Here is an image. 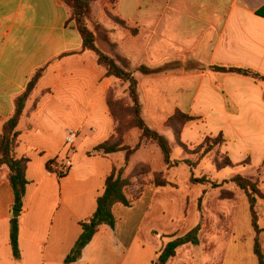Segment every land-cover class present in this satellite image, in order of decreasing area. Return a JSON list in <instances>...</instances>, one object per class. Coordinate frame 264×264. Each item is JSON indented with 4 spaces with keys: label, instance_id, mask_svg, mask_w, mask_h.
I'll return each mask as SVG.
<instances>
[{
    "label": "crops",
    "instance_id": "0c3cea01",
    "mask_svg": "<svg viewBox=\"0 0 264 264\" xmlns=\"http://www.w3.org/2000/svg\"><path fill=\"white\" fill-rule=\"evenodd\" d=\"M263 6L264 0H118L112 13L116 22L99 16L104 42L99 40L97 48L124 68L122 61L128 63L132 55L119 56L114 46L138 44L144 62L127 71L138 82L147 125L162 133L175 112L198 116L199 121L182 130L181 141L197 144L222 134L226 157L239 166L258 146L252 142H264V81L209 68H243L264 77V18L256 14ZM117 30L123 37L114 42ZM141 65H166L168 71L144 76L137 72ZM37 71L41 76L18 122L14 149L16 158L29 159L28 184L16 219L20 258L14 259L10 247L14 196L3 166L0 264H64L81 234L80 223L95 212L108 175L122 171V178H128L139 165L149 166L151 173L168 172L160 160L153 167L147 154L138 158L143 146L127 163L124 152H93L115 138L107 95L119 82L105 75L95 54L82 51L69 8L61 0H0V132L14 113L15 98ZM68 130L77 133L72 151L64 142ZM135 131L138 142L140 132ZM238 143L245 146L240 161L232 157ZM125 145L133 148L126 140ZM65 157L72 166L60 175ZM192 193L198 203L207 196L205 188ZM165 195V188L146 182L130 207L114 204V229L98 226L73 264H152L174 239V233L156 231L151 224L152 208ZM158 208L163 214L162 206ZM163 239L168 242L162 244ZM178 254L168 263L179 264Z\"/></svg>",
    "mask_w": 264,
    "mask_h": 264
},
{
    "label": "rangeland",
    "instance_id": "374dc122",
    "mask_svg": "<svg viewBox=\"0 0 264 264\" xmlns=\"http://www.w3.org/2000/svg\"><path fill=\"white\" fill-rule=\"evenodd\" d=\"M92 3L93 8L90 5V13L85 19V25L95 35L97 47H99V40L104 42V36L99 33L102 28L99 16L103 14L105 17L116 22L117 19L112 15L116 4H113L110 0H99ZM106 3H108V7L104 8L103 5ZM73 23L75 25L74 21ZM114 33L116 35L113 38L114 42L122 39L123 36L120 31L117 30ZM114 49L119 56L126 57L127 54L132 55L128 63L122 61V66L126 70L134 69L136 65L144 62L139 52L138 44L125 43L123 48L114 46ZM110 94L113 101L117 104V106H113L116 116L122 121V129H126L123 138L124 143L126 140L129 144H133L132 147H134L137 143L136 133L134 132L137 129H127L130 121L128 114L130 100L127 95V97L124 96L126 94L125 88L119 83V88L115 92L111 91ZM166 122L164 123V131L161 134L170 142L172 160H196L197 155H194L193 152L205 138L197 144L183 143L180 137H174L172 131L166 126ZM191 124L193 123L187 126ZM150 128L152 127L150 126ZM188 137L193 138L194 136L190 135ZM252 143L254 145L258 143V146L255 145L256 147H254L251 154L245 160L243 159L244 161L239 166H232L227 169L219 167L226 157L223 145L217 147L193 169H189L182 164L177 168L167 169L168 172L165 175H161L160 178L170 183L171 187H165L166 195L161 199L157 198L158 200L152 208L151 214L155 219L151 221V224L154 229L167 234L174 233L173 238H177L196 227L200 219V223L198 224L200 227L199 243L196 246L186 245L177 249L179 264H257L254 256V243L256 241L260 246V251L264 258V199L258 198L256 200L254 214H251L244 193L233 183H230L231 178L239 174L243 175V177L256 181L260 192L264 195V142L261 140L260 142L256 141ZM180 144H183L187 148L189 154L184 152ZM142 146L145 150L138 153V158H143L147 154L153 167L158 163V160L163 162L161 153L154 144L144 142ZM244 147L243 143H238L232 153L234 160L240 161L239 159L243 156L242 151ZM66 148L68 149L67 146ZM249 157L251 161L250 165H248ZM148 169L151 170L149 166L137 168L136 174H146ZM191 172L195 178L204 177L213 184L227 181V184L219 188H212L210 184L194 185L190 182ZM156 178L158 179L159 176H156ZM195 188H205L207 193V196L204 195L200 198L199 203L193 197L192 192ZM189 192L192 195L188 194ZM159 205L162 206L164 211L161 215L158 208ZM253 218L255 225L253 224ZM182 220L184 221L182 222ZM254 226L257 227V231H255ZM163 238L167 237L164 236ZM162 242V244H166L168 240L163 239ZM209 253L213 257H210Z\"/></svg>",
    "mask_w": 264,
    "mask_h": 264
},
{
    "label": "trees",
    "instance_id": "16d2710c",
    "mask_svg": "<svg viewBox=\"0 0 264 264\" xmlns=\"http://www.w3.org/2000/svg\"><path fill=\"white\" fill-rule=\"evenodd\" d=\"M70 10V20L75 22L79 34L82 38V51H87L95 54L97 58V64L104 68L105 75L112 77L122 84L125 88L126 95L130 100V108H128V114L130 116L128 128L137 129L140 132L138 142L131 148L124 143V132L122 129V121L116 116L114 107L117 106L116 102L111 98V91L107 95V104L111 117L116 123L115 126V138L96 146L93 150L94 153L100 154H112L117 152L125 153V163L135 153L143 143H152L160 151L162 161L167 169H174L184 164L189 169L195 168L207 155L212 153L217 147H221L227 143L226 138L219 134L215 138L206 137L204 141L194 150L193 154L197 155L196 160H172V148L169 140L157 130L150 128L142 117V106L138 94V82L133 74L124 68L120 67L114 59L105 55L96 46L95 35L88 30L85 25V19L90 13V5L92 2L99 0H61ZM113 4H116L118 0H110ZM256 14L264 18V6L259 9ZM212 71L222 74H235L244 77H249L255 81H264V77L253 73L250 70L234 67H217L213 66L209 68ZM168 71L166 65L158 68H150L146 66H139L137 72L144 76L158 75ZM41 76V71H37L27 84L26 89L20 95L15 98L14 113L8 118L2 125L0 132V168L5 166L8 169V181L13 191L14 204L11 210L21 211L23 206V198L25 196L26 186L28 184L25 178V172L28 158H16L14 149L16 146V140L18 132L16 130L18 122L23 114L25 104L29 100L32 92L35 89L37 81ZM114 106V107H113ZM200 117L183 114L181 112H175L166 122V126L172 131L175 138H179L182 130L190 123L199 121ZM186 154H189L187 148L180 144ZM48 163V167H49ZM247 165V163H245ZM233 164L225 157L224 162L219 165L221 169L231 168ZM147 166H136L128 178H122V171L117 173L113 171L108 175L104 181V187L102 194L96 200V209L92 217L87 222H81V234L70 252L65 258L64 264H73L81 256L83 248L91 241L98 226L107 225L111 229H114L115 219L112 215L111 208L114 204L120 203L126 207H130L139 196L143 185L146 182H150L158 188L171 187V184L166 182L161 177V173H151L148 169L146 174L137 175V168H145ZM156 176H159L157 179ZM141 179V180H140ZM190 182L194 185H206L210 184L212 188H219L227 184V181H223L220 184H213L208 179L201 177L195 178L191 172ZM230 183H233L240 191L246 196L249 211L254 214L255 203L258 198L264 199V195L260 192L258 183L250 178L243 176H235L231 178ZM130 189L129 194L126 195L125 190ZM252 217H254L252 215ZM253 224L255 225L254 218ZM255 231L257 227L254 226ZM200 227L196 226L188 233L181 237L170 240L158 253V256L152 264H168L169 260L176 255V251L179 247L184 245L196 246L199 243ZM9 241L14 259L20 258L18 247V223L16 219H10V231ZM254 256L257 264H264V258L260 251V246L256 241L254 243Z\"/></svg>",
    "mask_w": 264,
    "mask_h": 264
},
{
    "label": "built area",
    "instance_id": "2783aa9c",
    "mask_svg": "<svg viewBox=\"0 0 264 264\" xmlns=\"http://www.w3.org/2000/svg\"><path fill=\"white\" fill-rule=\"evenodd\" d=\"M77 139V133L73 130H68L66 132V136L64 139L65 145L68 147L69 150H73L74 146H75V142ZM72 166V162L71 159L69 157H65L61 160V165L58 168V173L60 175H63L65 173H67V171H69V169Z\"/></svg>",
    "mask_w": 264,
    "mask_h": 264
},
{
    "label": "water",
    "instance_id": "95a60500",
    "mask_svg": "<svg viewBox=\"0 0 264 264\" xmlns=\"http://www.w3.org/2000/svg\"><path fill=\"white\" fill-rule=\"evenodd\" d=\"M11 216H12L13 219H17L18 216H19V211H17V210H12V211H11Z\"/></svg>",
    "mask_w": 264,
    "mask_h": 264
}]
</instances>
